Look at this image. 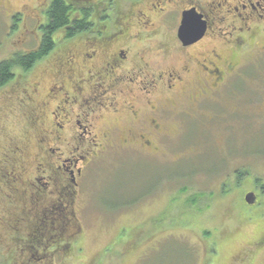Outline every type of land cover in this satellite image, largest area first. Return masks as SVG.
I'll return each instance as SVG.
<instances>
[{
    "label": "flooded vegetation",
    "instance_id": "obj_1",
    "mask_svg": "<svg viewBox=\"0 0 264 264\" xmlns=\"http://www.w3.org/2000/svg\"><path fill=\"white\" fill-rule=\"evenodd\" d=\"M52 1L25 6L35 44L24 54L43 46ZM74 1L86 4L73 19L88 17L87 28L70 38L69 28L58 31L55 48L35 62L31 77L16 75L0 89V264H54L59 255L64 264L67 239L73 247L84 235L75 205L94 154L116 145L151 156L152 141L169 136L171 121L184 129L203 117L215 120L222 111L209 107L233 100L231 93L244 89L245 69L264 53V0H166L167 13L157 10V0ZM7 5L0 0L8 11ZM191 11L206 29L187 43L179 30ZM139 14L168 16L171 44L161 42L148 55ZM21 17L23 11L10 16L17 24ZM21 84L28 85L26 100ZM236 102L233 113L248 110L247 99ZM207 109L215 114L205 115Z\"/></svg>",
    "mask_w": 264,
    "mask_h": 264
},
{
    "label": "rangeland",
    "instance_id": "obj_2",
    "mask_svg": "<svg viewBox=\"0 0 264 264\" xmlns=\"http://www.w3.org/2000/svg\"><path fill=\"white\" fill-rule=\"evenodd\" d=\"M5 1L9 10L0 7V62L35 44L27 30L35 22L27 20L25 7L35 0ZM157 1L149 2L166 12V0ZM19 11L25 19L17 24L10 16ZM152 17L136 18L148 38V55L161 42L171 44L172 35L168 16ZM245 70L244 85L237 79L244 89L231 93L233 100L225 97L209 107L222 111L218 118L202 116L184 129L171 121L168 137L150 139L153 155L116 145L94 154L75 205L84 235L73 247L67 239L64 264H264V53ZM27 74L30 78L31 71L15 70L19 78ZM21 86L19 96L26 100L28 85ZM243 98L248 110L233 113L240 105L236 100ZM212 109L204 114L214 115ZM250 191L258 196L254 205L245 199ZM61 260L56 256L54 264Z\"/></svg>",
    "mask_w": 264,
    "mask_h": 264
},
{
    "label": "trees",
    "instance_id": "obj_3",
    "mask_svg": "<svg viewBox=\"0 0 264 264\" xmlns=\"http://www.w3.org/2000/svg\"><path fill=\"white\" fill-rule=\"evenodd\" d=\"M129 1L135 2L138 0ZM79 11L80 8L74 5V0H53L47 11L48 23L45 27L43 46L37 53L24 54L19 52L15 53L11 59L0 62V89L15 79V70L20 69L25 73L29 72L39 58L52 52L56 46L53 36L58 31L69 28L67 38H70L74 37L77 32L85 30L87 28L86 21L88 17H83L80 21L73 19V12ZM83 14L84 16L89 15L88 11H85ZM15 19L17 21V18Z\"/></svg>",
    "mask_w": 264,
    "mask_h": 264
},
{
    "label": "water",
    "instance_id": "obj_4",
    "mask_svg": "<svg viewBox=\"0 0 264 264\" xmlns=\"http://www.w3.org/2000/svg\"><path fill=\"white\" fill-rule=\"evenodd\" d=\"M193 13L194 12L191 11L183 15L181 22L182 25L179 31L181 40L187 43H193V41L198 40L204 35V31L206 29L205 23L200 24L197 20H195ZM245 199L249 205H254L257 201V198L253 193L247 194Z\"/></svg>",
    "mask_w": 264,
    "mask_h": 264
}]
</instances>
